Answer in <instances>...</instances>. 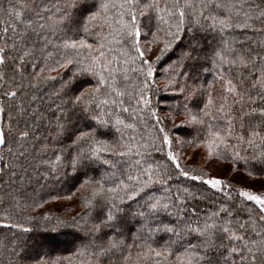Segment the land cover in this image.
I'll use <instances>...</instances> for the list:
<instances>
[{
  "label": "snow or ice",
  "instance_id": "snow-or-ice-1",
  "mask_svg": "<svg viewBox=\"0 0 264 264\" xmlns=\"http://www.w3.org/2000/svg\"><path fill=\"white\" fill-rule=\"evenodd\" d=\"M0 15V152L17 161L0 180L15 167L30 185L38 153L41 178H70L64 198L81 194V210L52 226L92 238L32 259L23 234L36 229L5 209L0 226L22 233L0 247L19 264H130L123 237L135 229L137 264H264V191L181 163L191 145L264 174V0H0ZM168 90L184 103L161 116L153 97ZM188 124L192 139L170 134Z\"/></svg>",
  "mask_w": 264,
  "mask_h": 264
},
{
  "label": "trees",
  "instance_id": "trees-1",
  "mask_svg": "<svg viewBox=\"0 0 264 264\" xmlns=\"http://www.w3.org/2000/svg\"><path fill=\"white\" fill-rule=\"evenodd\" d=\"M2 20V15H0V23H2ZM261 39H264V37H261ZM156 79L157 83L162 86L165 81V77L159 75V66L158 75ZM205 79L208 82H213L214 78L212 74H205ZM215 89L217 90V92L222 91L220 84L218 83L215 84ZM167 93H169L172 98H167ZM7 102L11 103V98H9ZM183 103L184 97L173 92L172 90L161 91L159 93H156V95L153 97V105L157 107L158 112L165 109L167 113H169L170 111H172L173 108L182 107ZM188 106L190 108L195 107L191 103H189ZM173 114L177 117H183L185 119V116L182 112L178 115L176 113ZM159 115L164 116L165 114L163 115L160 113ZM179 123L180 122H178L177 124ZM165 124L171 125L172 122L169 120H165ZM7 125L8 121L7 119H5V130H7ZM196 131V126L188 124L181 127L179 131H174L170 134L178 136L180 139L187 141L192 139V137L196 134ZM177 147L178 146L174 143V150ZM33 154L39 156L38 153H30L28 162L37 166L35 168H29V172L24 174H30L32 176V181L30 185H26L25 181H21L18 179V176L21 174L18 168H6V171L3 174V179L0 180V199L5 201L4 204L0 206V218H3V212L5 209H7L8 213H10L13 217V223H21L23 224L24 228L36 229L32 233L23 234V238L27 241V257H30L32 259L43 257L44 259L55 260L57 257L69 256L71 253H74L78 247L88 245L91 242L92 238L86 233L79 231L78 229H73L70 227L52 226L55 225L57 218H59L60 220H68L81 210V194L73 196L72 199L64 198L67 197L74 190L73 181L70 178L65 177H53L48 179L41 178L38 173L45 171V169L43 167H39L37 161L31 160V155ZM243 154L245 153H242V155ZM0 155H3L4 157L3 160L0 161V167L8 165L9 161L17 163L15 157L12 154L8 153L7 146L3 148V151L0 152ZM159 158L160 157L157 156V159ZM217 158L227 161L242 170H246L243 164L240 162L234 161L227 157ZM184 165H190L193 168L199 169V167L194 166L192 164L182 163V166ZM25 166L27 167V164ZM250 167L253 166L250 165ZM11 172H17V177L10 178L9 174ZM193 174H199V172ZM180 180L183 183H194L196 186L201 187V189L204 188V186L199 181L192 182L183 177H181ZM17 189H21V191L18 192ZM10 193H15L17 197L20 198L21 207L19 209L11 206L12 202L9 199ZM52 196H60L62 197V199L54 200L51 199ZM36 201L40 203V207L35 206L34 202ZM45 201H47V203H45ZM45 214L52 217V220L50 222H41L39 220H25L26 216L39 218L44 216ZM38 223H43V227H36ZM11 233H16L17 235H20L22 233V230L15 228H4L3 226H0V242H6L4 240L5 237L10 239ZM132 235H138L137 233H135V229H132L131 232L126 230L123 238L126 244L133 245V247L131 248L133 257L130 264H137L135 254L141 251V249L135 247V245L141 243V241L139 239L134 241L131 238ZM47 236L51 238L50 241L47 240V242L49 241L50 243L48 242L49 244L42 245L39 247V245H41V240L43 239L44 241V237ZM155 239L160 240V236H157ZM56 240L60 241L59 245L58 243H55ZM9 251H5L3 247H0V264H19L16 257L9 255ZM77 259H79V257H77ZM64 264H67V262L65 261ZM138 264H147V262L140 260Z\"/></svg>",
  "mask_w": 264,
  "mask_h": 264
},
{
  "label": "rangeland",
  "instance_id": "rangeland-1",
  "mask_svg": "<svg viewBox=\"0 0 264 264\" xmlns=\"http://www.w3.org/2000/svg\"><path fill=\"white\" fill-rule=\"evenodd\" d=\"M166 97L172 98L169 93H167ZM160 113L166 115L167 111L164 109L158 112V114ZM182 120H184L183 117L176 116L175 123H178ZM182 151H183V156L181 159V163H188L197 166L199 168H203L204 172L209 174L210 176H217L222 179H225L230 184L235 185L237 188L246 187L254 191H264V175L249 176L247 175L246 170H242L234 166L233 164L221 160L217 157H213L212 159L209 160L207 158V151L204 147L194 148L193 146L188 145L184 149H182ZM44 238L45 240L44 241L43 239L41 240L40 242L41 245H39V247L50 243L49 242L51 239L50 237L47 236ZM47 240H49L48 241L49 243L47 242ZM55 243H58L59 245L60 241L56 240Z\"/></svg>",
  "mask_w": 264,
  "mask_h": 264
}]
</instances>
